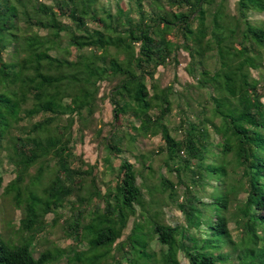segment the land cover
<instances>
[{"label":"trees","instance_id":"obj_1","mask_svg":"<svg viewBox=\"0 0 264 264\" xmlns=\"http://www.w3.org/2000/svg\"><path fill=\"white\" fill-rule=\"evenodd\" d=\"M252 14L264 0H0V164L15 174L5 187L0 175V197L22 215L0 227V264H264V19ZM184 55L182 92L158 74ZM89 131L109 185L77 153ZM171 205L183 223L167 222ZM59 226L71 244L50 245Z\"/></svg>","mask_w":264,"mask_h":264},{"label":"rangeland","instance_id":"obj_2","mask_svg":"<svg viewBox=\"0 0 264 264\" xmlns=\"http://www.w3.org/2000/svg\"><path fill=\"white\" fill-rule=\"evenodd\" d=\"M103 1L108 2L112 0H103ZM44 2L48 3V1H44ZM123 2L126 3L127 0H123ZM235 3L236 0H231L232 11H234L235 9ZM252 18L260 20V19H264V15L252 14ZM182 61L184 63L180 65L178 68H174V67H170L166 69L161 68L160 73L158 74V78L164 85L173 84L177 90L185 92L187 90V84L190 81L189 76L185 71V67L188 62L185 55L182 57ZM96 117L99 120L98 126L102 125L104 127V132H103L104 133L103 137H104L105 135L108 134V131L110 130V123L113 120L112 108L108 102L105 103L101 112L97 113ZM141 144H142L141 146L146 150H151L159 145H162L163 142L161 140V137L158 136L155 138L146 139ZM77 153L82 154L85 157L86 161H88L91 164L99 163L97 176L101 184L103 181L107 185L113 183L114 181L113 174L109 170H107L103 165L104 159L107 157V152L103 146V139L99 138L96 132L89 131L86 133L84 142L77 145ZM127 157L131 159L132 162H135V159L132 156L127 155ZM0 159H2V157ZM116 165H118V162H116ZM159 172L165 174V170ZM0 175L3 176L4 178V184H3L4 187L7 186L8 183L15 178L13 167L7 164L5 160H3V162L0 164ZM245 197L246 195L242 194L240 198L244 200ZM164 211L166 213V220L169 224L175 226L177 224L183 223V215L177 208L171 205L169 207H166ZM65 213L66 212H64V214ZM65 215L68 216L70 214L66 213ZM21 217L22 215L20 211L15 210L11 204L4 202L3 198L0 197V227L1 228L6 223H10V222H13L15 226L19 225ZM52 219H53V215H49L48 223H50ZM132 221L129 224V230L127 231L126 235L129 233L130 229L132 228ZM230 229L232 231V236L235 242L241 245L244 237V232L241 231V229L238 228L233 222L230 224ZM51 232L52 233L48 237L49 241L51 242L50 245L67 246L71 244V240H69L64 236L60 226L58 228H55ZM152 245L156 249L160 248V245H158L157 242H153ZM36 256L38 255L36 254ZM181 261L182 264H189L188 261L183 257L181 258ZM235 263L239 264L237 261Z\"/></svg>","mask_w":264,"mask_h":264}]
</instances>
